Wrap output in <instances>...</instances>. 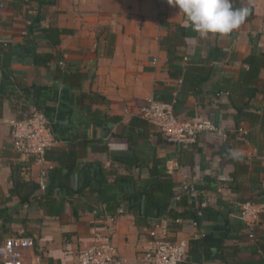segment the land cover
Wrapping results in <instances>:
<instances>
[{
    "label": "crops",
    "instance_id": "crops-1",
    "mask_svg": "<svg viewBox=\"0 0 264 264\" xmlns=\"http://www.w3.org/2000/svg\"><path fill=\"white\" fill-rule=\"evenodd\" d=\"M232 3L250 8L245 23L201 39L167 0H0V208L10 217L3 239L31 237L26 261L74 264L79 251L108 240L126 264H152L150 232L165 227L193 250L182 264H264V212L253 239L235 216L241 199L264 203V0ZM46 28L60 31L51 35L57 44ZM36 56L51 58L40 64ZM58 70L79 75L65 80ZM172 98L179 117L211 119L231 139L202 133L191 144L167 142L140 108ZM31 105L55 137L45 163L18 154L10 139V120ZM239 111L258 119H236ZM58 158L64 167L52 182L67 174V187L41 191L54 200L52 213L17 196L5 201L12 168L39 183ZM183 181L196 192L176 204ZM166 205L198 211L174 227Z\"/></svg>",
    "mask_w": 264,
    "mask_h": 264
},
{
    "label": "built area",
    "instance_id": "built-area-1",
    "mask_svg": "<svg viewBox=\"0 0 264 264\" xmlns=\"http://www.w3.org/2000/svg\"><path fill=\"white\" fill-rule=\"evenodd\" d=\"M264 32V21L261 25ZM59 64H63L62 61ZM140 115L149 123L153 124L162 137L169 143L178 146L196 142L202 133H214L222 140L226 134L211 119L197 118L187 120L179 117L174 112L173 102L149 99L140 108ZM10 139L13 149L20 155L33 157L35 161L45 163V153L55 143V137L50 129L44 112L31 105L28 115L20 119L10 120ZM241 133L243 131L239 129ZM51 167H48L50 169ZM48 169L40 173L39 184L44 187V177ZM181 193L193 195L196 191L188 182L180 184ZM175 196L174 199H177ZM236 217L246 227V236L253 239L252 230L264 212V203L244 201L238 203ZM180 220V219H178ZM150 234L154 237L153 247L147 254L152 264H182L187 259L188 243L184 239L171 240L167 237V229L160 228L159 233L152 230ZM34 240L31 237L21 235H9L0 243V264H31L23 257V250L31 248ZM74 264H126L124 259L118 255L115 245L110 241L94 243L79 251L75 256Z\"/></svg>",
    "mask_w": 264,
    "mask_h": 264
},
{
    "label": "trees",
    "instance_id": "trees-1",
    "mask_svg": "<svg viewBox=\"0 0 264 264\" xmlns=\"http://www.w3.org/2000/svg\"><path fill=\"white\" fill-rule=\"evenodd\" d=\"M43 2V1H42ZM47 2H51L53 3L54 0H47ZM44 32L46 33L47 37L50 38V40L52 41V44H57L58 43V37L54 38L51 36L54 34L58 35V33L60 32L59 30H54V29H43ZM50 56H42V57H38L36 56L35 62L36 63H42V64H46L49 60H50ZM250 58L246 59L247 61H249ZM57 76L62 77L63 79L67 80L70 76H76L78 77L79 73H72V72H63L61 70L57 71ZM207 75H202L200 76L199 81H195L197 79H192L190 82V88H195L197 86V84L201 82V80L205 79ZM185 84V81H184ZM160 100V99H159ZM164 101H169V102H173L174 106L176 103V99L172 98L169 100H164ZM0 103H1V96H0ZM36 107L40 108L38 105H35ZM175 112V111H174ZM28 115V112L22 117H26ZM239 115H243L249 119H258V115L254 114V113H247V112H242L239 111V114L237 115L236 119H238ZM20 119V118H19ZM226 139L224 142H228V140H230L231 138L229 136L226 135ZM233 138H235V136H233ZM243 137H239V140L243 139ZM240 140V141H241ZM225 144V143H224ZM45 158L46 160L49 159L48 156V150L45 153ZM229 159L231 161H233L234 164H239V162H241L242 158L239 157V159H232L229 157ZM29 160H34L33 157H30ZM59 161V167H51L47 173H46V181H45V188L48 189H52L55 187H67V183L65 181V177H67L68 175H63L61 177H58L60 180L55 184L52 181L54 180V178H57V175L61 172V169L64 167V162L61 158L57 159ZM24 171L21 168L18 167H14L12 168L11 171V175H10V179L12 182V187L9 189V195L8 197L5 198V201L9 200V198L11 196H17L20 200V203H29V202H35L37 203L39 206H42L44 208H46V212L47 213H52V211H47V209H51L50 207H52V205L54 204V200H52L50 193L49 192H41L42 191V187L40 186L39 183L34 182V181H26L24 179ZM259 193L261 195H264V188H261L259 190ZM173 197L176 196L175 194L172 195ZM185 200H187V195L185 193H180L178 199L176 200V204H181L182 202L184 203ZM244 201H252V202H257L252 198H248V199H241L239 201V203L244 202ZM182 203V204H183ZM168 205V204H167ZM165 207V209L168 211V215L170 216V223L172 226H176L177 225V221L180 218H184L186 216H189L191 214H196L198 210L193 209V210H183L182 212H177L176 210L172 209V207L167 206ZM169 207V208H168ZM201 209V208H200ZM239 210V209H238ZM0 243L4 240L3 239V233H7L9 231V229L6 227V225H4L5 222L10 220L9 215L7 214V210L5 208H0ZM243 228H246L245 225L243 224ZM256 225L254 227V229L252 230L253 233V237H255L256 235ZM191 243L195 244V246L200 244V241H191ZM188 254H193V250L190 248L188 251Z\"/></svg>",
    "mask_w": 264,
    "mask_h": 264
},
{
    "label": "clouds",
    "instance_id": "clouds-1",
    "mask_svg": "<svg viewBox=\"0 0 264 264\" xmlns=\"http://www.w3.org/2000/svg\"><path fill=\"white\" fill-rule=\"evenodd\" d=\"M167 3L183 14L184 27L190 28L201 39L210 35H229L250 15L249 7L236 8L232 0H167ZM229 157L239 159V153L230 150Z\"/></svg>",
    "mask_w": 264,
    "mask_h": 264
},
{
    "label": "rangeland",
    "instance_id": "rangeland-1",
    "mask_svg": "<svg viewBox=\"0 0 264 264\" xmlns=\"http://www.w3.org/2000/svg\"><path fill=\"white\" fill-rule=\"evenodd\" d=\"M15 233H12L11 235H14Z\"/></svg>",
    "mask_w": 264,
    "mask_h": 264
}]
</instances>
